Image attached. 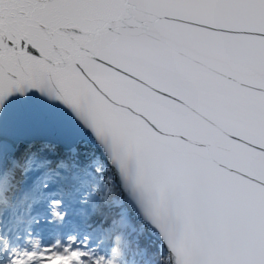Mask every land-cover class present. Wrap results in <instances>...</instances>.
<instances>
[{"label":"snow or ice","instance_id":"snow-or-ice-1","mask_svg":"<svg viewBox=\"0 0 264 264\" xmlns=\"http://www.w3.org/2000/svg\"><path fill=\"white\" fill-rule=\"evenodd\" d=\"M128 255L264 264V0H0V264Z\"/></svg>","mask_w":264,"mask_h":264},{"label":"trees","instance_id":"trees-1","mask_svg":"<svg viewBox=\"0 0 264 264\" xmlns=\"http://www.w3.org/2000/svg\"><path fill=\"white\" fill-rule=\"evenodd\" d=\"M107 175L108 174L105 171V173H103V178L106 179ZM113 196L120 197V190H119V187L117 185L114 187ZM133 223L136 225L137 229L139 230L140 222L135 217H133ZM115 235H119V233H116V234L113 235V237H112V242L113 243L115 242ZM124 238L128 239V240H135L137 238V236H136V234H133L132 236H125ZM139 242H140L141 245H145V244H148V243L151 242V238L145 232L144 235L139 236ZM138 259H139L138 257H134L132 255H128L127 256L128 264H135V262L138 261Z\"/></svg>","mask_w":264,"mask_h":264},{"label":"water","instance_id":"water-1","mask_svg":"<svg viewBox=\"0 0 264 264\" xmlns=\"http://www.w3.org/2000/svg\"><path fill=\"white\" fill-rule=\"evenodd\" d=\"M97 154H99V150L97 149ZM117 186H118V184H117ZM119 187V186H118ZM119 190H120V188H119ZM121 196H123V193L120 191V197ZM145 232L147 233V230H145Z\"/></svg>","mask_w":264,"mask_h":264}]
</instances>
